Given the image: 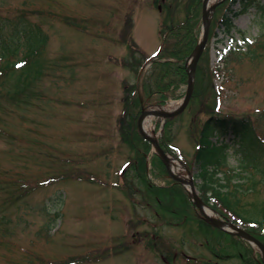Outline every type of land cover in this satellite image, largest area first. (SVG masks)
<instances>
[{
  "label": "rangeland",
  "instance_id": "obj_1",
  "mask_svg": "<svg viewBox=\"0 0 264 264\" xmlns=\"http://www.w3.org/2000/svg\"><path fill=\"white\" fill-rule=\"evenodd\" d=\"M224 1L212 11L186 106L150 119L153 139L194 185L197 134L210 113L246 117L264 141V0L234 21L232 35L213 24ZM202 4L0 0V264H264L257 246L203 217L137 126L142 112L185 97ZM188 17L198 36L179 62L186 82L163 76L165 102L145 97L164 29ZM237 141L222 140L235 168ZM258 190L247 199L264 200ZM257 240L264 245V234Z\"/></svg>",
  "mask_w": 264,
  "mask_h": 264
},
{
  "label": "trees",
  "instance_id": "obj_2",
  "mask_svg": "<svg viewBox=\"0 0 264 264\" xmlns=\"http://www.w3.org/2000/svg\"><path fill=\"white\" fill-rule=\"evenodd\" d=\"M237 2L240 8L233 11L232 6ZM258 2L259 0H225L221 3V11L213 20L215 30L220 28L224 34L232 35L235 30L234 21ZM191 18L188 17L182 24H171L165 29L161 27L164 29L162 44L153 55L156 58L151 61L142 82L145 97L158 95L161 97L160 101L165 102L164 93L169 87L160 81L163 76H173L177 83L186 82L184 65L179 62L186 58L197 42L195 22ZM211 33L216 34L215 31ZM246 51V54L251 53L248 48ZM223 62L227 65L230 60L225 57ZM198 85V81H194V95L199 94ZM229 133L234 134L237 143H242L239 144L241 162L238 168L229 165L226 151L230 146L221 142ZM263 145L264 141L253 133L246 117L210 113L198 131L192 163L196 166L194 179L197 180L195 187L200 199L219 215L234 224H240L257 239L264 234V200H248L247 196L253 197L259 188L264 189V174L257 178L253 172L262 157L259 155L264 153Z\"/></svg>",
  "mask_w": 264,
  "mask_h": 264
},
{
  "label": "water",
  "instance_id": "obj_3",
  "mask_svg": "<svg viewBox=\"0 0 264 264\" xmlns=\"http://www.w3.org/2000/svg\"><path fill=\"white\" fill-rule=\"evenodd\" d=\"M205 1L206 0H203V4H202V15H201V18H202L201 19L202 20V33H201V37H200V39L198 41V44L196 45L195 49L193 50V52L191 54V57H190V60H189V66L187 67L188 81H187V90H186L185 97L183 98L181 104L178 107H176L175 109H173V110H170V111L155 110V111H153L154 114H156L158 116H161L163 118L169 117V116H174L177 113L181 112L184 109V107L186 106L187 102H188V98L190 96L191 88H192L191 73L194 70L196 62H197V60H198V58H199V56H200V54L202 52V49H203V47H204V45L206 43L207 35H208V28H209V19L211 17L212 11H213L215 5L221 0H217L215 3H213L210 6L209 10L205 9ZM143 114H144V112H142L141 115H143ZM141 117L139 118V120L137 122L138 130H139L140 134L144 138L148 139L151 143H153L155 145V147L157 149V152H158L160 158L162 159L166 169L170 173L171 177L174 178L175 180L181 182L187 188V190H188V192H189V194L191 196V199L193 200V203L200 210V212L203 215V217L205 219H207L213 226L221 228V229L225 230L226 232L233 233V234H235V235H237V236H239L241 238H244V239L248 240L252 245L257 246L260 249V251H261V253L263 255V261H264V245L259 240H257L255 237H253L252 235H250L249 233H247L246 231L242 230L241 228H239L238 226L232 224L229 221H224V220H220V219H217V218H212V217H209L208 215H206L205 213H203L202 208L206 207V206L199 199V197H198V195H197V193H196V191L194 189V185H193L192 179H190V177H188L187 179L186 178H182V177H177V176L173 175L170 172V170H169V161H168L169 157L166 155V153H164V151L160 148L158 143L152 137L146 135L141 130V127H140ZM224 226H227V227L231 228V230L225 229Z\"/></svg>",
  "mask_w": 264,
  "mask_h": 264
},
{
  "label": "bare ground",
  "instance_id": "obj_4",
  "mask_svg": "<svg viewBox=\"0 0 264 264\" xmlns=\"http://www.w3.org/2000/svg\"><path fill=\"white\" fill-rule=\"evenodd\" d=\"M215 0H206L205 1V9L209 10L210 6L213 4ZM176 106L174 105V103H170L167 106H158L157 108H151L148 109V111H146V114L143 115L141 121H140V127L141 130L147 134V135H151V123H150V119L155 116L152 112L155 110H160V111H169L173 108H175ZM169 161V170L170 172L177 176V177H183L182 172L185 171V168L182 167V165L179 164V162L175 159H173L172 157H169L168 159ZM202 211L211 216L214 217V213L211 212L210 210H208L207 208H202Z\"/></svg>",
  "mask_w": 264,
  "mask_h": 264
},
{
  "label": "snow or ice",
  "instance_id": "obj_5",
  "mask_svg": "<svg viewBox=\"0 0 264 264\" xmlns=\"http://www.w3.org/2000/svg\"><path fill=\"white\" fill-rule=\"evenodd\" d=\"M18 67H19V65H18Z\"/></svg>",
  "mask_w": 264,
  "mask_h": 264
}]
</instances>
